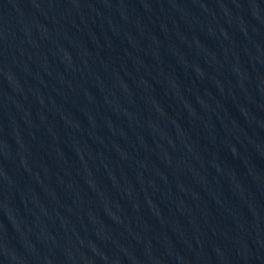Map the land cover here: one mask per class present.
<instances>
[{
  "label": "water",
  "instance_id": "95a60500",
  "mask_svg": "<svg viewBox=\"0 0 264 264\" xmlns=\"http://www.w3.org/2000/svg\"><path fill=\"white\" fill-rule=\"evenodd\" d=\"M0 264H264V0H3Z\"/></svg>",
  "mask_w": 264,
  "mask_h": 264
}]
</instances>
